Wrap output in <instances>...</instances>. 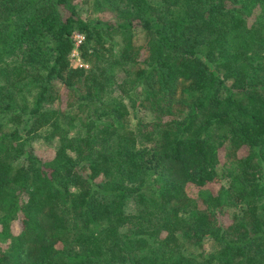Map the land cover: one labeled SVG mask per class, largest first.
Returning a JSON list of instances; mask_svg holds the SVG:
<instances>
[{"label": "trees", "instance_id": "trees-1", "mask_svg": "<svg viewBox=\"0 0 264 264\" xmlns=\"http://www.w3.org/2000/svg\"><path fill=\"white\" fill-rule=\"evenodd\" d=\"M76 7L0 0V264H264V0H94L114 18L95 25Z\"/></svg>", "mask_w": 264, "mask_h": 264}, {"label": "rangeland", "instance_id": "rangeland-1", "mask_svg": "<svg viewBox=\"0 0 264 264\" xmlns=\"http://www.w3.org/2000/svg\"><path fill=\"white\" fill-rule=\"evenodd\" d=\"M93 2L94 0H77V7H76V11L78 13V15L86 22H89L93 25H95L99 20H103V21H109V20H114L113 15L110 14H99L98 12L94 11L93 9ZM76 35H81L79 33L73 32L71 34V38L73 40V38ZM83 36V35H82ZM120 36L116 35L113 38V42L116 44V46L114 47L115 50H117L120 46ZM134 40L136 44H141L144 40V32L142 30H140V28H135L134 31ZM74 41V40H73ZM9 61H17V59L15 58H9ZM69 60H70V64L73 67H87L85 65H83V63L81 62L80 58H79V54L76 51V53L73 55L72 53L69 56ZM123 74H119L118 75V82H120L123 79ZM60 92H61V103L60 106L63 107L65 100H66V93L65 91L60 87L59 83H57L56 85ZM231 89V80H226L223 83V87L221 88V91L219 93L220 97H225L227 96V94L229 93V90ZM117 91H113L112 95H116ZM128 108L129 104L126 103ZM57 106L54 105V108H56ZM130 111V115H129V120H128V125L131 128L135 127V124L137 121L142 120V121H151L152 116L150 113H148L145 110H136V111H132L131 109ZM58 140L54 139L51 140L49 142H45L42 139H33L31 140V146L33 148V153L42 158V159H49L53 157L54 151L55 149L58 147ZM22 159L18 160L17 163H22ZM217 173L219 174L220 177V183L218 182L217 184H212L210 185L212 191H216L217 188L219 187V184H223L224 186L228 185L229 179L228 177H226V175L224 174V168L221 166H218L216 168ZM187 191L190 194H195L196 192V188L193 186H189L187 188ZM125 212L127 214H134L135 213V206L132 202H129L125 208ZM229 213L231 214H238L240 212V208H231L228 210ZM1 247L3 250H6L9 247V241H4L2 243H0ZM218 246L217 244L214 242L213 239L211 238H205L202 240L201 244L199 246H193V245H189V244H185L184 246V254L189 256V257H197L200 253L204 252V253H214L215 251H217Z\"/></svg>", "mask_w": 264, "mask_h": 264}, {"label": "built area", "instance_id": "built-area-1", "mask_svg": "<svg viewBox=\"0 0 264 264\" xmlns=\"http://www.w3.org/2000/svg\"><path fill=\"white\" fill-rule=\"evenodd\" d=\"M83 36L82 35H76L73 40H74V50L72 51V54L74 55L76 53V48L80 45V43L83 41Z\"/></svg>", "mask_w": 264, "mask_h": 264}]
</instances>
